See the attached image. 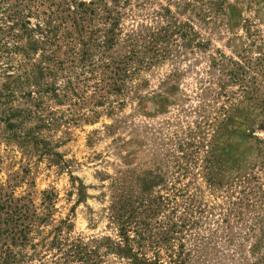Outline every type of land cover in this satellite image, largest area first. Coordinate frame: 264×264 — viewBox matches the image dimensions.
Here are the masks:
<instances>
[{
	"label": "rangeland",
	"instance_id": "rangeland-1",
	"mask_svg": "<svg viewBox=\"0 0 264 264\" xmlns=\"http://www.w3.org/2000/svg\"><path fill=\"white\" fill-rule=\"evenodd\" d=\"M97 4L118 17L116 54L126 52L128 34L145 41L152 34L154 43L139 58L142 65L132 66L135 73L119 94L97 87L102 77L93 72L79 84L77 98L51 104L62 121L45 133L58 144L60 162L1 144L2 182L9 179L15 193L29 195L36 208L42 193L56 196L52 221L34 236L41 245L20 249L26 259L18 264H172L183 234L162 233L181 224L189 204L200 221L192 229L197 238L216 224L228 237L248 235L254 212L228 227L221 220L228 203L243 196L257 201L253 210L264 216V146L258 145L264 140V0ZM212 159L225 181L220 190H210L205 178ZM118 178L132 202L155 197L161 203L152 217L124 207L123 218H130L124 232L109 213L110 185ZM61 220L69 224L58 233L59 244L50 245ZM249 237L232 246L223 238L196 264H253L264 247L253 254ZM181 243L191 248V240Z\"/></svg>",
	"mask_w": 264,
	"mask_h": 264
},
{
	"label": "trees",
	"instance_id": "trees-1",
	"mask_svg": "<svg viewBox=\"0 0 264 264\" xmlns=\"http://www.w3.org/2000/svg\"><path fill=\"white\" fill-rule=\"evenodd\" d=\"M99 2L103 0L89 3L73 0H0V146H15L24 154L30 152L39 158H52L51 163L60 162V154L54 151L58 144L51 141L50 133H45L54 131L62 121L51 104L61 105L70 101L71 97L77 98L79 84L93 72H99L102 77L97 87L113 89L119 94L123 82L135 73L131 70L132 66L142 65V54L148 48L150 51L154 43L151 39L153 35L145 41L144 36L136 40L133 34H128V39L124 41L126 52L122 56L116 54L114 48L121 35L119 20L107 7L99 9ZM46 3L47 11H41ZM95 21L98 27L93 26ZM258 145L264 146V140H258ZM217 163L212 159L205 169L210 190H220L225 185ZM15 188L16 185H12L9 179L6 182L0 180V264H18L26 259L20 249H35L41 245L40 240L35 243L34 236L43 234L40 228L52 221L50 215L54 211L55 194L42 193L40 208H36L29 195H17ZM77 191L79 199L84 200V188L80 182ZM110 192V219L118 223L120 232L126 231L130 222V218H123L124 207L130 212L141 209L147 217H152L161 205L160 198L142 199L140 203L126 198L130 191L121 178L112 180ZM256 203L243 196L229 202L230 208L225 209L222 215L221 223L228 227L235 221H243L246 213L254 212L248 235L230 232L231 237H228L216 224L215 228L207 230L205 236L199 238L192 232L200 225V221L192 216L195 206L185 205V217L181 224L169 225L162 233L164 238L172 232L183 234L181 240L192 241L191 248H188L179 238L178 252L173 253L172 264L201 262V258L209 254L207 249L213 244L216 246L223 238L227 245L232 246L240 241L246 242L250 236L249 239L254 240L252 253L258 252L264 247V216L253 210ZM134 204H138V208L134 209ZM66 224H69L68 220H61L54 226L51 232L55 236L50 245L60 241L58 233H62ZM44 240L42 238L41 242L44 243ZM33 256L27 257V260L33 259ZM253 264H264V254L258 256Z\"/></svg>",
	"mask_w": 264,
	"mask_h": 264
}]
</instances>
